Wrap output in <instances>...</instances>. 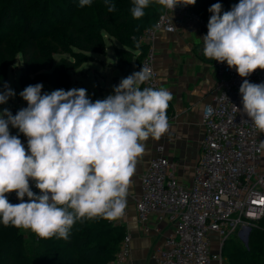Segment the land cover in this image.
<instances>
[{"label": "clouds", "instance_id": "9594fccd", "mask_svg": "<svg viewBox=\"0 0 264 264\" xmlns=\"http://www.w3.org/2000/svg\"><path fill=\"white\" fill-rule=\"evenodd\" d=\"M134 19L145 15L153 0H132ZM173 13L177 6L197 0H154ZM92 0H79V7ZM108 12L116 5L105 0ZM212 4L207 34L202 37L205 57L225 63L241 78L264 70V0H239L221 15ZM152 70L142 67L123 78L114 94L92 102L84 88L43 93V85H28L19 95L27 107L12 115L0 112V223L31 230L41 239L69 238L77 220L102 217L114 221L125 215L127 197L138 158L150 137L160 140L169 131L167 109L172 93L144 87ZM243 113L254 131L264 133V82L243 79L239 88ZM15 91L5 83L0 104ZM6 117V118H5ZM27 137V151L9 126ZM264 154V140L256 149ZM40 194H35L29 179ZM15 192L19 203L9 202ZM27 196V200H25ZM71 209V211H70Z\"/></svg>", "mask_w": 264, "mask_h": 264}, {"label": "trees", "instance_id": "16d2710c", "mask_svg": "<svg viewBox=\"0 0 264 264\" xmlns=\"http://www.w3.org/2000/svg\"><path fill=\"white\" fill-rule=\"evenodd\" d=\"M110 2L116 5L114 12H108L105 0H92L83 8L79 0H0V90L8 84V71L17 56L24 63L19 77L23 89L37 83L53 90L72 89L70 72L93 54H106L107 39L120 44L115 51L123 78L134 67L139 71L148 51L141 37L162 12L151 2L145 15L134 19L132 0ZM214 3H221L222 15L239 0H197L189 7L208 22L212 15L208 9ZM61 55L70 58L55 61ZM172 113L169 102L168 118ZM17 136L24 137L22 133ZM263 224L264 220L252 227L248 246L238 237H228L221 250L223 264H264ZM19 230L0 223V264H110L126 235L124 225L102 217L77 220L66 241L55 236L41 239L33 233L23 242Z\"/></svg>", "mask_w": 264, "mask_h": 264}, {"label": "built area", "instance_id": "2783aa9c", "mask_svg": "<svg viewBox=\"0 0 264 264\" xmlns=\"http://www.w3.org/2000/svg\"><path fill=\"white\" fill-rule=\"evenodd\" d=\"M191 21L199 22L202 39L207 34L208 22L182 5L173 13L165 9L141 37L148 51L140 69L152 70L144 87L161 88L154 66V42L159 33H176ZM203 48L201 40L202 53ZM213 63L219 80L212 100L204 108V138L192 185L185 186L178 180L163 145H157L141 177V193L136 199L139 221L145 224L154 213L162 212L172 225L162 248L152 254L158 264H213L215 260L223 264L224 241L238 231L237 237L243 241L249 228L264 220V154L256 150L264 133L254 131L242 111L239 93L243 79L264 82V70L257 69L249 77L241 78L226 62ZM43 93L47 91L42 89ZM21 142L27 151V137ZM29 185L35 194H40L31 178ZM5 195L12 203H19L15 192ZM213 235L219 237V253L212 251ZM130 253L131 237L126 233L110 264H126Z\"/></svg>", "mask_w": 264, "mask_h": 264}, {"label": "crops", "instance_id": "0c3cea01", "mask_svg": "<svg viewBox=\"0 0 264 264\" xmlns=\"http://www.w3.org/2000/svg\"><path fill=\"white\" fill-rule=\"evenodd\" d=\"M161 12L163 6L152 2ZM201 26L191 21L176 33H159L155 47V70L160 86L172 93L173 113L169 116V131L160 139L151 137L145 143L146 150L138 158L127 197L125 215L115 220L124 225L131 237V253L126 264H158L153 258L155 249L162 248L172 230L167 215L154 213L147 223L139 221L136 199L141 193V177L146 172L157 145L165 147V155L174 164L178 180L191 186L195 166L204 138V108L212 100L218 83V74L213 61L200 49ZM137 70L136 67L133 68ZM140 71V70H139ZM132 72V73H133ZM20 134V133H19ZM18 134V135H19ZM212 251L219 253V237L213 235ZM213 264H220L215 260Z\"/></svg>", "mask_w": 264, "mask_h": 264}, {"label": "rangeland", "instance_id": "374dc122", "mask_svg": "<svg viewBox=\"0 0 264 264\" xmlns=\"http://www.w3.org/2000/svg\"><path fill=\"white\" fill-rule=\"evenodd\" d=\"M106 45V54H93L92 59L85 61L80 67L70 72L73 80V88L86 89L88 98L92 102H95L98 99L103 100L108 95L114 94L113 89L115 87V81L117 79H123L117 66L118 61L115 51V48L119 47L120 44L115 40L107 39ZM59 57L70 58L69 55H61L56 56L55 61H57ZM23 68V59L22 57L17 56L8 71V85L15 91L16 95L10 97L7 103L0 104V112L7 108L14 116L20 109L26 108L27 102L19 95V93L24 90L19 81ZM134 72H136V69H134ZM42 85V89L47 91V93L54 91L49 85L45 83ZM9 129L11 135H18L20 133L17 128L12 127L11 125L9 126ZM237 235H239V231L232 234V237H237ZM32 236L33 232L30 229L25 230L20 228L19 237L23 242L31 239Z\"/></svg>", "mask_w": 264, "mask_h": 264}, {"label": "water", "instance_id": "95a60500", "mask_svg": "<svg viewBox=\"0 0 264 264\" xmlns=\"http://www.w3.org/2000/svg\"><path fill=\"white\" fill-rule=\"evenodd\" d=\"M209 60H210V61H213V60H211V59H209ZM121 80H122V79H117V80L115 81V84H114V85H115V86H118ZM250 232H251V228H249V230H248V235L242 237V238H243V241H244V244H245L246 246H248V242H249V234H250Z\"/></svg>", "mask_w": 264, "mask_h": 264}]
</instances>
